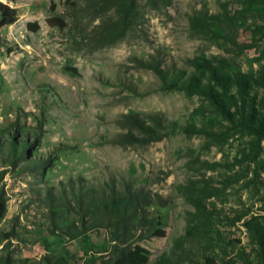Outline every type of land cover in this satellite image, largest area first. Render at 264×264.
Listing matches in <instances>:
<instances>
[{
  "label": "rangeland",
  "instance_id": "rangeland-1",
  "mask_svg": "<svg viewBox=\"0 0 264 264\" xmlns=\"http://www.w3.org/2000/svg\"><path fill=\"white\" fill-rule=\"evenodd\" d=\"M86 2L0 0V264H99L114 243L106 230L82 227L71 189L123 180L168 199L155 208L166 236L138 243L150 252L148 264L185 234L194 208L181 186L190 181L211 186L206 206L217 216L212 247H187L194 264L205 250L219 264H262L246 223L264 215V139L205 97L162 90L146 65L192 72L190 60H209L232 77L246 76L264 115V89L255 82L264 70V4L173 0L154 10L140 0L139 24L95 48L106 17L93 16ZM199 14L219 15L214 33L192 26ZM128 115L197 132L146 142L140 130L118 125ZM127 135L133 142L118 144ZM14 139L28 146L17 159ZM56 196L66 202H53Z\"/></svg>",
  "mask_w": 264,
  "mask_h": 264
},
{
  "label": "trees",
  "instance_id": "trees-1",
  "mask_svg": "<svg viewBox=\"0 0 264 264\" xmlns=\"http://www.w3.org/2000/svg\"><path fill=\"white\" fill-rule=\"evenodd\" d=\"M146 5L154 10L166 9L173 0H144ZM238 3L264 4V0H235ZM140 0H87L86 10L93 16L106 17L97 28L95 48L111 45L122 39L129 31L139 24L141 19ZM2 5H0L1 7ZM54 21L63 23L62 19ZM192 26L202 34L214 33V27L220 23L218 14H199L191 17ZM194 68L192 72L172 68H161L158 62H149L147 68L155 71L161 81V89L165 91L181 90L187 94L207 98L225 118L230 121L241 120L246 128L256 136L257 141L264 139V115L256 109V98L250 93L248 78L244 75L232 77L209 60H190ZM264 89V70L260 71L255 81ZM248 118V119H247ZM153 126L143 122L138 115H128L118 121L123 128L140 130L146 142L160 140L169 133L184 130L194 134L196 129L182 128L177 123L167 125L158 117H152ZM132 136H122L118 144H131ZM12 155L14 159L22 157L28 150L25 140L14 139ZM12 145V144H11ZM79 191L71 189L74 210L78 214L82 227L86 231L106 230L114 243L112 250L99 259V264H148L150 252L138 243L152 238H164L162 218L155 208H165L168 199L153 192L145 186L135 187L132 182L123 180L121 186L115 182L104 185L79 186ZM187 203L193 212L187 213L185 234L179 237L170 252H164L154 264H194L187 247L198 245L207 249L214 244L213 220L215 213L206 206L207 200L214 197L211 186L204 182L199 188L195 181L181 186ZM57 202L65 203L63 196L53 197ZM51 201V196L48 197ZM6 205L0 202V216H4ZM252 240L257 246V258L264 264V215L251 217L246 223ZM197 262V263H196ZM196 264H219L217 258L205 250L201 262ZM7 264V263H3Z\"/></svg>",
  "mask_w": 264,
  "mask_h": 264
}]
</instances>
